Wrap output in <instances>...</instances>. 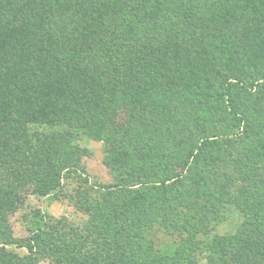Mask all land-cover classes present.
Masks as SVG:
<instances>
[{
    "label": "trees",
    "instance_id": "16d2710c",
    "mask_svg": "<svg viewBox=\"0 0 264 264\" xmlns=\"http://www.w3.org/2000/svg\"><path fill=\"white\" fill-rule=\"evenodd\" d=\"M82 138L112 184L91 181ZM69 180L83 225L41 217L16 239L26 196ZM228 206L243 222L203 240ZM201 247L264 264V0H0V264H193Z\"/></svg>",
    "mask_w": 264,
    "mask_h": 264
},
{
    "label": "rangeland",
    "instance_id": "374dc122",
    "mask_svg": "<svg viewBox=\"0 0 264 264\" xmlns=\"http://www.w3.org/2000/svg\"><path fill=\"white\" fill-rule=\"evenodd\" d=\"M247 71L249 72V68ZM219 117L221 116H218V118ZM230 118L226 119L225 122H217L216 126L221 129L223 128V130L227 129L226 131L229 133L236 131V129L232 130L233 128H230ZM78 144L82 148L89 151V155L82 159V163L86 169V173L91 177V181L100 185L112 184L114 182L113 177L103 162L105 148L104 143L100 140L82 138ZM65 183H69V185L66 187L67 192L63 195L56 194L46 197H39L37 195L26 196L24 202L8 218L13 236L16 239H26L30 235V232L36 230L41 217L50 223L65 220V224L68 223L72 226L83 225V222L87 219V217L75 208L73 201L71 200L74 196V192L72 191L76 190L77 184L72 180ZM244 187L245 186L242 185V189ZM236 188L237 187H234L233 189L235 190ZM226 214L227 219L223 223L216 226L212 234L204 238L202 237L203 240L210 239L214 235L221 236L230 234L243 222V217L238 210H235L234 207L228 206ZM58 224L57 226L60 228L61 225ZM148 237L154 242V249L166 252H171L179 241L177 236L164 235V233L156 227L152 229V232L148 235ZM7 250L19 256L26 254L24 250H16L13 248H8ZM205 257V247H201L194 256V260L192 259L190 262L193 264H205ZM36 264L49 263L47 260H40Z\"/></svg>",
    "mask_w": 264,
    "mask_h": 264
}]
</instances>
